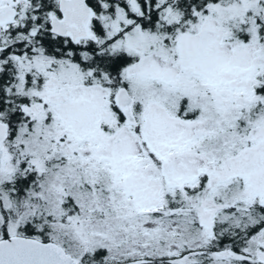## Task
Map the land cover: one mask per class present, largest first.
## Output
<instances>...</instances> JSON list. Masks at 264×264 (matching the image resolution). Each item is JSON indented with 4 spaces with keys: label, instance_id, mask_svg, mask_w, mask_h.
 Wrapping results in <instances>:
<instances>
[{
    "label": "snow or ice",
    "instance_id": "1",
    "mask_svg": "<svg viewBox=\"0 0 264 264\" xmlns=\"http://www.w3.org/2000/svg\"><path fill=\"white\" fill-rule=\"evenodd\" d=\"M0 264H264V0H0Z\"/></svg>",
    "mask_w": 264,
    "mask_h": 264
}]
</instances>
